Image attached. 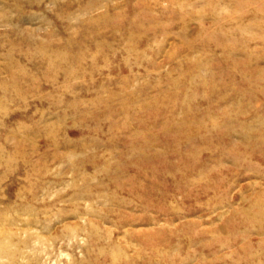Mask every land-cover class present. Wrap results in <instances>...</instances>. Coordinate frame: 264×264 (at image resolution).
Wrapping results in <instances>:
<instances>
[{"label": "rangeland", "instance_id": "374dc122", "mask_svg": "<svg viewBox=\"0 0 264 264\" xmlns=\"http://www.w3.org/2000/svg\"><path fill=\"white\" fill-rule=\"evenodd\" d=\"M191 153L196 180L110 213ZM258 209L264 0H0V264H264Z\"/></svg>", "mask_w": 264, "mask_h": 264}, {"label": "bare ground", "instance_id": "6f19581e", "mask_svg": "<svg viewBox=\"0 0 264 264\" xmlns=\"http://www.w3.org/2000/svg\"><path fill=\"white\" fill-rule=\"evenodd\" d=\"M176 157L178 158V163L176 164L178 166L169 164V167L161 173L155 170L145 172L136 171L133 173L128 171L125 173L126 178L123 183H120V185L114 183L113 192L107 194L108 201L112 205L110 213H115L119 211L120 207H126L128 205L126 195L135 198L136 201H139L143 205L150 204L154 201H165L170 198L172 191H180L185 188L187 182H192L201 176V171L193 175L192 171L196 169V159H194L193 153L188 155L176 154ZM172 169L175 170L170 172ZM255 213V215H249L248 217L246 215V219L252 218V220L259 221L264 216L261 209H258ZM115 214L117 215V213ZM123 255V252L118 251V248H113L110 251L108 263L131 264L125 263L120 259ZM182 261L180 260L181 263ZM159 262L160 264H168L165 257L160 258Z\"/></svg>", "mask_w": 264, "mask_h": 264}]
</instances>
